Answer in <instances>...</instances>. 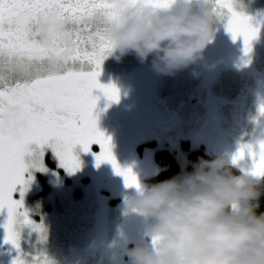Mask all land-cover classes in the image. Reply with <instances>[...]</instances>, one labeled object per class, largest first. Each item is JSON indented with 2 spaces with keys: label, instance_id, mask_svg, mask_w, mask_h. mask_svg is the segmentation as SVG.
<instances>
[{
  "label": "rangeland",
  "instance_id": "1",
  "mask_svg": "<svg viewBox=\"0 0 264 264\" xmlns=\"http://www.w3.org/2000/svg\"><path fill=\"white\" fill-rule=\"evenodd\" d=\"M243 1L242 12L236 9L238 18L264 9V0ZM260 21L251 35L256 34L250 49L255 55L249 60L242 55V63L239 57L234 61L240 71L209 61L190 65L188 73L176 69L142 103L143 115L132 133L133 138L141 133L146 141L138 150L140 160L129 145L115 153L104 146L99 155L88 150L86 145L95 139L107 141L108 120L90 101L98 99L74 100L82 118L71 132L60 134L82 139L83 146L77 152L71 148L66 157L59 149L69 148V143L52 147L58 166H64L71 179L62 183L50 172L55 189L47 201L52 208L33 220L20 196L14 198L15 180L7 187L13 199L0 221L4 264H264V228H247L245 208L238 199L249 180L264 176ZM105 27L111 31L110 25ZM205 27L200 25V31ZM86 109L95 113L85 117ZM161 148L174 151L181 169L149 187L148 179L161 169L155 160ZM194 148L221 157L239 172L225 174L215 164L200 168L186 156ZM41 154V149L34 152L18 169L22 192L32 189L30 173L42 168ZM187 164L199 179L186 171ZM177 176L187 178L185 189L175 184ZM216 181L229 182L232 189L198 202L196 196ZM81 185L78 195L73 194ZM233 222L241 228L235 230Z\"/></svg>",
  "mask_w": 264,
  "mask_h": 264
},
{
  "label": "flooded vegetation",
  "instance_id": "2",
  "mask_svg": "<svg viewBox=\"0 0 264 264\" xmlns=\"http://www.w3.org/2000/svg\"><path fill=\"white\" fill-rule=\"evenodd\" d=\"M244 2L0 0V221L12 202L7 187L14 180V198L20 196L33 220L52 208L50 172L62 183L71 179L52 147L69 143L59 149L66 157L71 148L77 152L83 146L82 139L60 134L71 132L82 118L74 100L98 99L90 101L108 120L107 141L95 139L88 150L99 155L104 146L115 153L129 145L140 160L138 150L146 141L132 133L142 118V103L162 80L173 70L188 73L190 65L208 61L238 71L237 57L242 63V55L248 60L255 55L250 49L256 34L251 35L261 20L258 38L264 39V9L238 18L236 9L242 12ZM202 24H207L203 32ZM91 113L86 109L85 117ZM40 149L42 168L31 171L32 189L22 192L18 169ZM79 190L82 185L73 194ZM2 247L3 242L1 255Z\"/></svg>",
  "mask_w": 264,
  "mask_h": 264
},
{
  "label": "trees",
  "instance_id": "3",
  "mask_svg": "<svg viewBox=\"0 0 264 264\" xmlns=\"http://www.w3.org/2000/svg\"><path fill=\"white\" fill-rule=\"evenodd\" d=\"M183 145L184 147H187L188 143H183ZM186 156L189 162L196 163L202 169H208L215 164L219 172L231 175L239 172L237 168L225 164L221 157L206 154L201 148L189 149ZM155 160L161 169L156 175L148 179L149 187H154L160 182L171 179L181 169L177 156L169 149L164 148L158 151L155 155ZM192 169L193 167L191 164H187L186 171L195 179H199L200 176L192 172ZM175 184L178 187L185 189L188 185L187 178L177 176L175 178ZM231 189L232 185L229 182H211L206 189L196 196V200L202 203L211 195L221 191H229ZM238 199L245 208L244 216L247 228L252 231L264 228V176L258 179L249 180L239 194ZM233 225L236 230L241 228L242 224H236L233 222Z\"/></svg>",
  "mask_w": 264,
  "mask_h": 264
}]
</instances>
